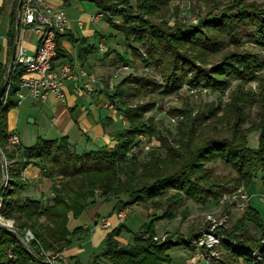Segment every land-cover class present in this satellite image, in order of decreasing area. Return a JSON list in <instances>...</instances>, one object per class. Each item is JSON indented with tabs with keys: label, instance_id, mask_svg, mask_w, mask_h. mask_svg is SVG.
Wrapping results in <instances>:
<instances>
[{
	"label": "trees",
	"instance_id": "trees-1",
	"mask_svg": "<svg viewBox=\"0 0 264 264\" xmlns=\"http://www.w3.org/2000/svg\"><path fill=\"white\" fill-rule=\"evenodd\" d=\"M70 1L64 0V3L67 5ZM83 1L95 3L100 11L111 16V20L112 16L121 15L123 24L118 28L130 42L132 53L143 58L139 47L132 43L139 42L146 46L149 57L144 58L145 62L159 69L165 83L160 84L149 74H131L117 84L113 93L105 90L130 124L111 133L115 146L106 144L83 151H78L68 136L45 138L40 135L32 145L12 143L11 136L14 132L9 129L8 113L11 108L19 105L15 86L9 103L3 104L0 109V197L3 199L4 215L14 219L17 228L10 229L0 223V264H52L47 261V255L52 253L61 254L57 264H82L73 257L62 256L65 249L76 245L80 239L90 234V229L83 225L70 227V219L78 218L90 205H95L99 196L114 200L115 212L142 200L152 199L150 203L164 211L158 216L159 219H174L186 197L200 203L218 200L222 195L220 188L225 187L229 179H233L236 186L242 183L250 185L259 171L264 172V90L257 100L250 92V95H246L245 102L238 101V94L232 96L228 105L235 119L231 136L205 139L198 143L195 127L202 122L205 113L193 116L187 110L181 111L185 114V119L179 124L180 138L171 141L162 137L165 152L161 154L158 150L153 151L143 161L138 159L136 153H131V150L137 143L140 131H156L148 126L144 116L147 111L156 107L158 101L133 106L125 99V93L129 98L153 91L164 95L175 94L184 83L224 91L232 78L253 79L262 58L252 51H229L209 70L195 62V55L191 60L187 54L180 53V48H186L188 43L191 47H201L199 54L201 51H213L212 49L219 51L225 37H238L242 33L264 45L263 3L230 0L220 7L218 14L215 13L218 7L215 4L198 26L186 27L179 24L171 27L169 23H158L153 18L145 17L146 14H156L160 3L164 9L163 14L167 16L170 11L169 0H136L137 9L131 0ZM17 3L19 1H15L16 7ZM12 25L10 39L14 43L17 11L12 13ZM61 35H58V52L54 60L66 55L61 46ZM121 57L123 61L129 62L130 52L124 51ZM199 58L204 59L203 54ZM8 73V64L0 60V86ZM127 82H131L130 85L122 88ZM253 104L259 106V112L254 126H250L247 131H260V142L256 147L250 145L247 131L245 133L240 128L246 120V105ZM106 120L113 122L111 118ZM3 156L8 161L7 180ZM214 160L223 161L237 175L228 180L226 176L215 175L214 170L206 166ZM29 164L38 165L44 175L53 180V196L49 201L22 195V190L28 186L23 171ZM157 220L146 222L141 229L142 234H136L133 241L126 244L119 237L124 231L131 229L125 222L119 224L109 231L102 251L94 255L91 264L172 263L171 249L177 246L193 248L191 241L198 235L195 227L186 235L167 232V238L158 240ZM249 222H254L259 232L252 234L247 230L246 224ZM26 228L35 234L30 243L24 239ZM221 229L227 237L222 243L224 246H230L231 239L244 246L242 251L231 247L232 263H238L242 256L255 261L250 255V247H253L263 251L262 261H255V264H264V218L254 205L249 206L248 211L234 226ZM219 259L220 257H215V260Z\"/></svg>",
	"mask_w": 264,
	"mask_h": 264
},
{
	"label": "rangeland",
	"instance_id": "rangeland-1",
	"mask_svg": "<svg viewBox=\"0 0 264 264\" xmlns=\"http://www.w3.org/2000/svg\"><path fill=\"white\" fill-rule=\"evenodd\" d=\"M228 1L230 0H169L168 6L170 11L167 16L163 14L164 9L160 3L157 5L158 9L156 14H146L145 17L153 18V20L158 23H169L171 27H175L179 24L186 25V27L189 25L198 26L215 4L218 6L215 9V13L218 14L220 7L222 8L223 4L228 3ZM246 1H255L257 3L264 4V0ZM16 2H18V0H16ZM131 2L137 9L136 0H131ZM86 5L99 9L93 2L88 1L86 2ZM110 18L111 16L105 13V16L99 21L100 23H104L106 32L108 33V38H110L108 41L112 46H114H109L107 39L106 41H104L105 39L102 40L104 43L106 42V50L103 51V54L105 55L108 53L112 55L114 64L113 74L105 79V90L113 93L116 90L117 84L122 83V80L131 74H149L160 84H164V78L159 69L154 65H148L144 60L145 57H149L147 54L148 52L146 51V46L139 42H133L132 44H136L139 47L144 57H137L132 53L133 48L130 47V42L125 38V34L118 28V26L123 24V18L121 15L112 16L113 22ZM220 47L221 49L219 51L212 49L213 51H208L205 53H203L204 51H201L199 54L198 52L202 49L201 47L194 45L191 47V45L187 43L186 48H180V53L187 54L188 58L191 60L195 55L197 58H194V60L199 66H203L211 70L213 65L218 64L227 52L232 50H249L258 54L262 58L260 66L255 71V77L250 80L232 78L224 91L214 87L184 83L179 91L175 94L164 95L159 91H153L150 93L145 92L142 95L135 94L129 98L127 97L128 94L125 93V99H128V104L133 106L148 103L152 100L158 101L156 107L150 111H147L144 116L147 118L148 126H152V128L156 131L152 132L145 129L140 131L137 137V143L133 145L131 150V153H136L139 156L138 159L140 161L148 159L151 156V152L153 151L158 150L161 152V154L164 153L165 149L162 147L163 138L164 140L165 138H168L171 141L180 138L181 133L179 130V124L183 119H185V114L181 111L187 110L189 113L193 114V116H198L201 112L205 113L206 116L202 118V122L198 123L195 127L197 137L196 142L200 143L205 139L215 137L223 138L233 134L235 119L232 111L228 109V105L232 101V96L234 94H238L236 97L238 98L239 102H245L246 95L249 94L248 92H250L256 100L261 98L264 90V45L257 43L256 41L249 38L247 34L242 33V35H239L238 37H225ZM118 49L122 51V53H119ZM126 50L130 52L129 62H125L121 59V54H123V52ZM29 52L33 53L34 51L29 50ZM202 54L204 59L199 58V55ZM130 83L131 82H127V84L123 85L122 88H126L130 85ZM109 101V106H111V103L113 104V107L111 106L110 108L118 109L116 102H113L110 98ZM256 104H253L252 106L246 105L245 107L246 120L240 126L241 130L243 129L244 132L247 131L250 126H254L257 120L259 106ZM121 113L123 116L120 117L118 121L119 128L126 127L130 124L126 115L123 112ZM53 134H56V132L53 131L52 135ZM247 136L251 146H258L260 142V131H247ZM113 144L114 145L112 146H115L116 142ZM174 145H176V143H174ZM76 148L78 151L90 149L88 147L85 149L78 147ZM206 166L211 170L213 169L215 175H220L221 177L226 176V180H228L229 177L237 175V172L232 167L226 165L221 160L208 162ZM220 191L222 192V195H220L218 200H210L207 203L196 202L192 198L186 197L179 206L177 213L178 215L174 219H159L158 216L162 215L164 211L154 207L151 204L152 199L142 200L131 206H128L123 210H127V212L129 210L130 211L128 212L125 220L119 221V224L125 222L127 226L131 230L133 229L135 232L130 236L128 235V232L131 231H124L123 233L126 234H122L119 239L124 244L128 243L130 237L134 238L136 234H142L141 229L146 222H150L152 219H158L156 221V239L158 240H164L167 238V232H177L186 235L191 232L194 227L196 228V232H198V235L194 236L191 241L193 248L189 249L185 248L184 246L174 247L170 250V253L173 256L172 263L165 264H202V259L206 260L207 264H255V261H262L263 251L261 249H254L253 247H250V255L254 257L255 261L246 259V257L242 256L240 257L238 263H232L231 247L238 251H242L244 248L243 245H240V243L234 239H231L230 246H224L222 242L213 244L212 248H209L205 241L203 242L204 245L203 243L200 244L199 241L201 238L205 237V234L208 231L211 230H214L216 234L220 233L222 236H225V234L220 231L222 230L221 228H231L234 226L248 211V208L251 204L258 209V211L261 213V216L264 218V172L259 171L258 176L255 177V181L250 185L242 183L240 186H236V182L233 179H229L226 183V186L220 188ZM52 194L53 193L51 190L49 193H45L44 201H49V199H51L53 196ZM243 194L249 195L247 203L243 198ZM100 198L102 199L103 197H99V199ZM101 199L100 201H102ZM113 212L118 216V213L121 211H112V213ZM8 223L6 225H2L16 230V222L14 223V227H11L9 225L10 223ZM115 227L116 226H114L112 229ZM246 228L247 230H250L252 234L259 232L254 222H249L246 224ZM24 232L25 241L30 243L32 239L35 238V234L29 228H26ZM27 237H29V239ZM226 239L227 237L225 236V240ZM60 255L61 254L59 253L48 254L47 261L51 262L56 260L57 262L60 259ZM215 257H220V259L215 260ZM222 258H225L226 260L224 261ZM92 262L93 260L91 263Z\"/></svg>",
	"mask_w": 264,
	"mask_h": 264
},
{
	"label": "crops",
	"instance_id": "crops-1",
	"mask_svg": "<svg viewBox=\"0 0 264 264\" xmlns=\"http://www.w3.org/2000/svg\"><path fill=\"white\" fill-rule=\"evenodd\" d=\"M15 1L0 0V60L8 66L13 59L14 46L10 39L12 13L18 11L19 6H15ZM47 2L56 8H64L70 17V26L60 37L66 55L56 59V65L62 67L68 64L76 78H69L65 82V101L53 94L45 103H36L28 97L17 107L11 108L8 113L9 129L20 136V142L24 145L34 144L41 135L45 138L68 136L74 146L82 149L106 144L112 146L115 141L111 133L119 128L118 121L123 115L118 109L110 108L105 91V79L113 74L114 64L113 56L108 53L104 55L98 47L103 39H107L111 45L104 23L92 19V15L100 9L86 5L88 1L83 0H71L67 5L64 0ZM19 39L31 51L38 47L39 37L33 29L20 32ZM118 52L122 53L119 49ZM30 118L34 121H29ZM106 118H111L113 122ZM53 131L56 134L52 135ZM23 177L28 183L23 195L44 200V194L50 192L53 180L46 177L36 164L26 166ZM99 197L97 203L90 205L78 218L71 217L70 227L83 225L90 229V234L65 249L62 252L64 258L73 257L82 264H91L94 255L101 251L109 231L119 224L117 214L112 213L115 201L106 200L105 197L100 201ZM106 219L113 223V227L104 226ZM134 232L132 229L128 235ZM129 241L132 242L133 238L130 237Z\"/></svg>",
	"mask_w": 264,
	"mask_h": 264
},
{
	"label": "built area",
	"instance_id": "built-area-1",
	"mask_svg": "<svg viewBox=\"0 0 264 264\" xmlns=\"http://www.w3.org/2000/svg\"><path fill=\"white\" fill-rule=\"evenodd\" d=\"M17 15H19V9ZM19 16L20 32L33 29L39 37V43L37 49L30 53L26 44L19 39L15 59L9 66L10 82L4 96V104L9 103V97L15 86L19 104L28 97L36 103H45L52 94L59 100L65 101L67 98L64 90L65 82L69 78H76V74L68 64L62 67L57 66L54 57L58 52V35L65 33L70 26L67 11L64 8L52 6L47 0H23ZM104 16L105 12L99 11L92 15V19L99 22ZM99 49L102 52L106 49L104 41L99 44ZM111 106L113 107L112 103ZM11 141L19 143L20 136L14 133ZM243 198L247 203L249 195L243 194ZM3 210V199L0 197V223L6 225L9 222L8 224L14 227V220L8 219ZM128 212L122 210L118 213L119 221H124ZM103 224L106 227H113L109 219H106ZM211 231H208L199 241L200 244L205 241L209 248L225 240L224 235ZM51 263L57 264L56 260ZM201 263L207 264V261L202 259Z\"/></svg>",
	"mask_w": 264,
	"mask_h": 264
},
{
	"label": "water",
	"instance_id": "water-1",
	"mask_svg": "<svg viewBox=\"0 0 264 264\" xmlns=\"http://www.w3.org/2000/svg\"><path fill=\"white\" fill-rule=\"evenodd\" d=\"M22 4H23V0H19V6H18L19 15H20V12H21ZM19 15L17 16V30H16V36H15L14 46H13V59H12V62L15 59L17 46H18V42H19V38H20V16ZM9 82H10V75L7 74L4 77V79L2 81V84L0 86V109L3 106V104H4V96H5V93L7 91V87L9 85ZM30 121L33 122L34 119L30 118ZM0 152H1V150H0ZM3 162H4V170H5V174H6V180H7L9 175H8V161H7L6 156H3Z\"/></svg>",
	"mask_w": 264,
	"mask_h": 264
}]
</instances>
